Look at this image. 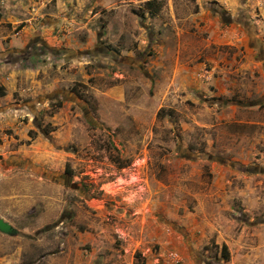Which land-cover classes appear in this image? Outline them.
<instances>
[{"label":"rangeland","instance_id":"rangeland-1","mask_svg":"<svg viewBox=\"0 0 264 264\" xmlns=\"http://www.w3.org/2000/svg\"><path fill=\"white\" fill-rule=\"evenodd\" d=\"M0 216L22 264H264V0H0Z\"/></svg>","mask_w":264,"mask_h":264},{"label":"crops","instance_id":"crops-1","mask_svg":"<svg viewBox=\"0 0 264 264\" xmlns=\"http://www.w3.org/2000/svg\"><path fill=\"white\" fill-rule=\"evenodd\" d=\"M0 218L4 219V217L1 216ZM26 251L27 243L21 234H19V231L17 235L13 236L0 232V264H22L25 255L28 253ZM45 258L46 256L43 254L29 262V264H36L40 262L41 259Z\"/></svg>","mask_w":264,"mask_h":264},{"label":"water","instance_id":"water-1","mask_svg":"<svg viewBox=\"0 0 264 264\" xmlns=\"http://www.w3.org/2000/svg\"><path fill=\"white\" fill-rule=\"evenodd\" d=\"M0 232L11 236L18 234V230L3 218H0Z\"/></svg>","mask_w":264,"mask_h":264},{"label":"trees","instance_id":"trees-1","mask_svg":"<svg viewBox=\"0 0 264 264\" xmlns=\"http://www.w3.org/2000/svg\"><path fill=\"white\" fill-rule=\"evenodd\" d=\"M222 252L224 254V256H223L224 259L225 260H228V258H229V252H228V248H227V246L225 244L222 245Z\"/></svg>","mask_w":264,"mask_h":264}]
</instances>
